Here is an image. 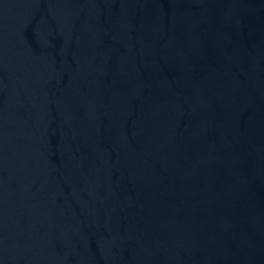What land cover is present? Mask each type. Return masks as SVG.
<instances>
[{"label":"water","instance_id":"water-1","mask_svg":"<svg viewBox=\"0 0 264 264\" xmlns=\"http://www.w3.org/2000/svg\"><path fill=\"white\" fill-rule=\"evenodd\" d=\"M0 264H264V0H0Z\"/></svg>","mask_w":264,"mask_h":264}]
</instances>
